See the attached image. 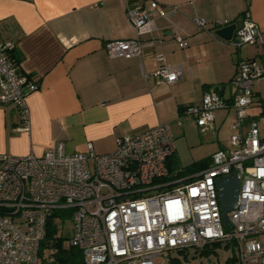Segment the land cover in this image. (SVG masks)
Listing matches in <instances>:
<instances>
[{
    "label": "built area",
    "instance_id": "2783aa9c",
    "mask_svg": "<svg viewBox=\"0 0 264 264\" xmlns=\"http://www.w3.org/2000/svg\"><path fill=\"white\" fill-rule=\"evenodd\" d=\"M178 5L156 0H133L127 20L137 36L106 43L110 57L140 56L141 36L156 29L158 18H172ZM200 28L207 22L196 16ZM179 38V36H178ZM233 42L264 43V35L249 11L236 28ZM14 44L0 39V106L15 105L29 129L27 96L38 85L10 58ZM155 71L158 82L173 83L181 69L163 55ZM264 77V63L242 59L232 79L236 112L229 149L211 155L203 170L175 181L168 159L176 152L169 123L136 135L116 139L115 149L99 154L69 153L57 142L43 155L0 154V264H53L54 256L41 253L46 224L53 210H72L69 247L82 250L84 264H156L171 251L198 249L227 242L237 251V264H264V114L249 117L254 84ZM220 87L204 93L201 103L188 107L202 130L213 128L215 111L229 104ZM180 124V122H178ZM236 173L240 188L236 208L222 218L216 179ZM164 262V261H162Z\"/></svg>",
    "mask_w": 264,
    "mask_h": 264
},
{
    "label": "crops",
    "instance_id": "0c3cea01",
    "mask_svg": "<svg viewBox=\"0 0 264 264\" xmlns=\"http://www.w3.org/2000/svg\"><path fill=\"white\" fill-rule=\"evenodd\" d=\"M131 1L0 0V39L14 44L11 60L18 59L29 81L38 85L27 96L28 130H22L17 106H0V154L41 156L57 142L69 153L87 152L91 144L103 154L115 149L118 137L166 123L176 142L190 120L215 144L202 158L231 147L218 131L233 110L232 79L240 60L264 63V43L237 46L216 30L239 28L249 11L264 35V0H156L180 11L158 18L156 29L141 36L146 44L140 56L112 58L107 41L137 36L127 20ZM196 16L207 22L205 28L196 24ZM160 55L181 69L177 81L158 82L154 73ZM263 79L254 84L250 118L264 114V97L256 87ZM217 87L229 105L215 111L212 129L202 130L184 111ZM174 157L183 166L177 143Z\"/></svg>",
    "mask_w": 264,
    "mask_h": 264
},
{
    "label": "rangeland",
    "instance_id": "374dc122",
    "mask_svg": "<svg viewBox=\"0 0 264 264\" xmlns=\"http://www.w3.org/2000/svg\"><path fill=\"white\" fill-rule=\"evenodd\" d=\"M251 47L252 50L256 49L254 46ZM256 87L259 88L261 95L264 97V79L257 83ZM235 118L236 112L233 109L231 110V113L226 116L220 130L218 131L220 140H224L228 144L234 133L230 126L235 121ZM190 121L185 124V133L176 138L177 152L183 166L189 165L194 160H198L203 156L210 154L215 145L214 143L211 144L209 138H206L204 134L200 132L199 128ZM72 226L73 223L67 221L63 226L62 234L70 237L72 235ZM258 239L264 243V233L259 234ZM66 243L69 245V239H66ZM226 244V242H221V244L207 247L206 251H202L203 249L195 247L174 250L170 252L168 257L159 258L156 261V264H237V260L236 262L228 261L229 258L237 255V251H234L231 243L228 246H226ZM121 264L131 263L125 261Z\"/></svg>",
    "mask_w": 264,
    "mask_h": 264
},
{
    "label": "trees",
    "instance_id": "16d2710c",
    "mask_svg": "<svg viewBox=\"0 0 264 264\" xmlns=\"http://www.w3.org/2000/svg\"><path fill=\"white\" fill-rule=\"evenodd\" d=\"M13 61V60H12ZM14 63L19 60L15 59ZM211 161V156L194 161L186 166H177L174 155L168 159L169 175L161 181H175L185 176H192L193 174L206 168ZM72 210L56 209L51 212L46 224V234L41 243V253L51 254L54 256L53 264H84V256L81 249L77 247H69L66 245V239L70 237L62 234L63 226L67 221H71ZM227 243V242H226ZM221 244L215 242L204 246L202 251H206L207 247ZM230 243H227L228 246ZM235 251V250H234ZM236 255L229 258L228 261L236 262Z\"/></svg>",
    "mask_w": 264,
    "mask_h": 264
},
{
    "label": "water",
    "instance_id": "95a60500",
    "mask_svg": "<svg viewBox=\"0 0 264 264\" xmlns=\"http://www.w3.org/2000/svg\"><path fill=\"white\" fill-rule=\"evenodd\" d=\"M236 25H228L216 30V34L224 40L230 41L236 30ZM218 197L222 209V218L226 226H229L227 213L236 208L238 193L240 188V180L236 173L226 175L216 179Z\"/></svg>",
    "mask_w": 264,
    "mask_h": 264
}]
</instances>
